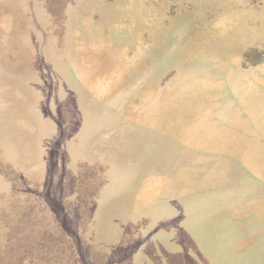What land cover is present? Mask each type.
Instances as JSON below:
<instances>
[{
  "label": "rangeland",
  "instance_id": "1",
  "mask_svg": "<svg viewBox=\"0 0 264 264\" xmlns=\"http://www.w3.org/2000/svg\"><path fill=\"white\" fill-rule=\"evenodd\" d=\"M0 264H264V0H0Z\"/></svg>",
  "mask_w": 264,
  "mask_h": 264
}]
</instances>
